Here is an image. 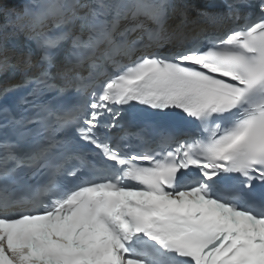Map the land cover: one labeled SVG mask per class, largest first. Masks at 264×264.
Segmentation results:
<instances>
[{
  "label": "snow or ice",
  "instance_id": "6c2138e0",
  "mask_svg": "<svg viewBox=\"0 0 264 264\" xmlns=\"http://www.w3.org/2000/svg\"><path fill=\"white\" fill-rule=\"evenodd\" d=\"M0 264H264V0H0Z\"/></svg>",
  "mask_w": 264,
  "mask_h": 264
}]
</instances>
